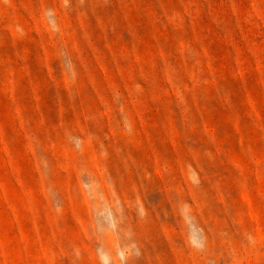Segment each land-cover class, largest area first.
Returning a JSON list of instances; mask_svg holds the SVG:
<instances>
[{
  "label": "rangeland",
  "instance_id": "1",
  "mask_svg": "<svg viewBox=\"0 0 264 264\" xmlns=\"http://www.w3.org/2000/svg\"><path fill=\"white\" fill-rule=\"evenodd\" d=\"M0 264H264V0H0Z\"/></svg>",
  "mask_w": 264,
  "mask_h": 264
}]
</instances>
